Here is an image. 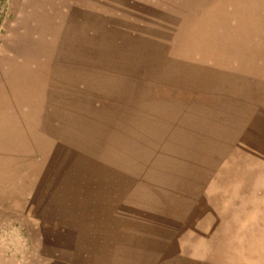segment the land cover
<instances>
[{
    "label": "rangeland",
    "instance_id": "374dc122",
    "mask_svg": "<svg viewBox=\"0 0 264 264\" xmlns=\"http://www.w3.org/2000/svg\"><path fill=\"white\" fill-rule=\"evenodd\" d=\"M0 264H264V0H0Z\"/></svg>",
    "mask_w": 264,
    "mask_h": 264
},
{
    "label": "crops",
    "instance_id": "0c3cea01",
    "mask_svg": "<svg viewBox=\"0 0 264 264\" xmlns=\"http://www.w3.org/2000/svg\"><path fill=\"white\" fill-rule=\"evenodd\" d=\"M198 99V98H197ZM231 100V99H230ZM255 100H257V97L256 98H254V101ZM199 101L200 102H197V108L199 107V109L200 108H202V107H204L202 104H206V103H208L207 101H205L204 102V100H202V99H199ZM245 99L242 101V108H239L238 107V109H239V111L241 110V112H240V117H238L237 115L235 116L234 115V113H235V110H236V105H234V103L232 102V103H228V106H227V108H226V110H225V113H227V114H229V115H231L232 114V116H230L229 118H230V120H234V121H236V120H241V119H243V120H245V118H247V116L244 118V115H247V113H246V111H247V108H250L251 107V105H255V104H257V103H253V104H251V102H253V101H251V99H250V103L248 104H245ZM199 103V104H198ZM209 104V103H208Z\"/></svg>",
    "mask_w": 264,
    "mask_h": 264
},
{
    "label": "bare ground",
    "instance_id": "6f19581e",
    "mask_svg": "<svg viewBox=\"0 0 264 264\" xmlns=\"http://www.w3.org/2000/svg\"><path fill=\"white\" fill-rule=\"evenodd\" d=\"M220 1H221V0H220ZM217 3H218V2H217ZM217 3H216V4H217ZM207 13H208V12H207ZM207 13H206V14H207ZM182 16H183V15H182ZM180 17H181V16H180ZM183 18H184V17H183ZM178 23H179V22H178ZM176 24H177V23H176ZM177 25H178V24H177ZM177 25H176V27H177ZM195 26H196V25H195ZM236 28H237V27H236ZM177 29H178V28H177ZM239 29H240V27H239ZM237 30H238V29H237ZM187 31H188V30H187ZM237 33H238V32H237ZM183 34H184V33H183ZM158 35H159V34H158ZM163 35H164V34H163ZM159 36H161V35H159ZM162 39H163V38H162ZM180 39H181V38H180ZM161 41H162V40H161ZM156 43H157V41H156ZM150 45H151V44H150ZM147 46H148V45H147ZM171 46H172V45H171ZM151 47H152V46H151ZM172 47H173V46H172ZM177 47H178V46H177ZM223 62H224V61H223ZM1 120H2V119H1Z\"/></svg>",
    "mask_w": 264,
    "mask_h": 264
}]
</instances>
